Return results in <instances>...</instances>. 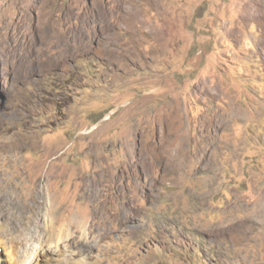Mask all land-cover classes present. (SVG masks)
Returning <instances> with one entry per match:
<instances>
[{
	"label": "rangeland",
	"instance_id": "obj_1",
	"mask_svg": "<svg viewBox=\"0 0 264 264\" xmlns=\"http://www.w3.org/2000/svg\"><path fill=\"white\" fill-rule=\"evenodd\" d=\"M52 217L54 264H264V0H0V238Z\"/></svg>",
	"mask_w": 264,
	"mask_h": 264
},
{
	"label": "bare ground",
	"instance_id": "obj_2",
	"mask_svg": "<svg viewBox=\"0 0 264 264\" xmlns=\"http://www.w3.org/2000/svg\"><path fill=\"white\" fill-rule=\"evenodd\" d=\"M44 196L45 195L43 194V192L38 193L37 199H38V201H40V204H42L41 201L43 200ZM102 220H104V219H102ZM49 222H51V223H49L48 225L52 226V228L50 230L51 235H50V237H48L49 240L44 241V238L39 239L41 242V243H39V241H37L39 243V246H35V247L31 246L30 241H29L30 239L25 235L21 236L18 239H10L7 242L5 240L3 241V239L1 240V238H0V247L3 248V250H2L3 256L0 255V264H3V263H9V264H18V263H23V264H54L55 263L54 261L56 260L55 257L59 256V255L62 256L61 249L70 240V238H69V231L64 226H62V225H64V223L59 224V225H57V227H55L54 217H52V220H50ZM54 230H57V231H54ZM85 244L89 248L90 241H89V238H87V236L85 239ZM70 245H72V243L68 244V247H70ZM46 247H47V249H46ZM49 252L52 255H47ZM43 256L48 257V258H46V261H44ZM68 258L69 257H67L65 260L67 261ZM62 261H64V260H62ZM58 262H59V260H58ZM72 263H70V264H72ZM73 264H75V263H73Z\"/></svg>",
	"mask_w": 264,
	"mask_h": 264
},
{
	"label": "clouds",
	"instance_id": "obj_3",
	"mask_svg": "<svg viewBox=\"0 0 264 264\" xmlns=\"http://www.w3.org/2000/svg\"><path fill=\"white\" fill-rule=\"evenodd\" d=\"M18 264H23V263H18Z\"/></svg>",
	"mask_w": 264,
	"mask_h": 264
}]
</instances>
